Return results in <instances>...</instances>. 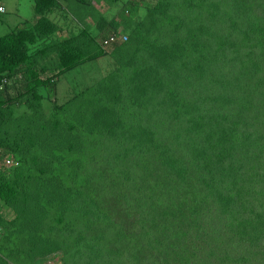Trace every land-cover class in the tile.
Segmentation results:
<instances>
[{
  "label": "trees",
  "instance_id": "trees-1",
  "mask_svg": "<svg viewBox=\"0 0 264 264\" xmlns=\"http://www.w3.org/2000/svg\"><path fill=\"white\" fill-rule=\"evenodd\" d=\"M34 1L36 24L0 37V84L23 74L24 99L32 107L15 118L0 90V134L13 133L1 142L21 164L0 169V205L15 213L9 219L0 207V264L7 258L37 262L80 246L88 264H253L264 258L258 182L264 36L248 37L258 23L245 30L247 3L264 0H141L125 28L128 41L111 51L118 67L104 89L98 83L76 91L50 110L44 92L50 85L53 97L57 85L43 81V73L107 55L98 37L120 24L92 0H68L84 28L61 38L49 16L59 0ZM123 111L137 119L127 124ZM250 111L256 114L251 121ZM86 135V150L71 171L61 168L58 177L50 170L47 177L54 155L73 153ZM106 147L115 158L109 171L88 166ZM79 220L85 229L64 238L60 230ZM76 255L65 252L67 263Z\"/></svg>",
  "mask_w": 264,
  "mask_h": 264
},
{
  "label": "clouds",
  "instance_id": "clouds-1",
  "mask_svg": "<svg viewBox=\"0 0 264 264\" xmlns=\"http://www.w3.org/2000/svg\"><path fill=\"white\" fill-rule=\"evenodd\" d=\"M7 1L8 0H0V14L7 15V17L5 18V21L14 19L17 22H21V24L23 23V25H20L19 27L11 28L8 33L12 32L13 30L23 28L25 26V24H28V23L31 25H35L37 20L40 18V16L36 13L34 0H30V10L32 12L30 11V13H28V14H26L23 11L20 0H10L12 2V5H13V7L10 9L7 6ZM75 1L83 2L84 0H75ZM231 1L232 0H229V3H231ZM157 2H158V0H156V3L150 2L149 0H145L144 3L154 5V4H157ZM139 3L141 4L142 1L141 0H119L118 2L112 3V5H110V4L105 5L104 1L98 2L97 0H92V6L93 7H96L104 16H107L108 18H113L117 23L120 24V26L117 30H112L110 27H106L98 37V43H99L100 47L105 52L108 53L107 55H103L100 58L111 57L112 60L115 62V67H118V63H117L116 59L113 56H111V51L115 47H117V46L128 41L129 35L126 33L125 28L129 22L134 21V19L136 18V14L139 13L138 10L136 9L137 4H139ZM59 4H61L60 7L56 8L55 11L49 15L51 17V19H53L54 21H57L59 24V27H60V30L58 33L59 37L66 38V37L72 35V33L80 32L84 28V25L74 17V14L72 12H70L68 10V8H67L68 0H59ZM247 4H248L247 14L251 13V17H249L246 20L245 30L247 31L253 23H258L259 28L256 30L257 32L251 33L248 36L251 40H255L259 37L264 36V5L259 4V3H252L250 1ZM134 6H135V8H134ZM116 7H121V9L123 10V13L121 14L122 20H117V17L120 16V14L116 15L115 17H110V14H111V13H109L110 10L115 9ZM231 13L233 15L232 11H231ZM190 16H191V13H189V17H187V21L190 19ZM256 17H257V19H256ZM0 22H4V21L0 19ZM88 22L90 25L91 24L94 25V23L91 21V19H89ZM110 30H112V31H110ZM8 33H6V34H8ZM39 49H42V48L39 47L37 50H39ZM100 58H98L97 60H99ZM97 60L86 61L82 64L77 65L74 69H71L69 71H66V69H64V70H62V72H57L55 74L43 73V75L41 76V79L43 81H46V83H47V81L50 79L51 81H53L54 85L55 84L57 85V89L54 92L53 97H51V94H50L51 91H49L50 85L48 87H46V91L44 92L45 96L43 98V102H44V100H46L45 98L47 95L50 96V99H48L47 102H44L45 105H46V103L52 104L53 102H57L59 104H62V103L67 102L71 97H73L75 92L72 93L71 95H69L68 97H66L65 101H63V102L58 101V99L63 96L62 93L60 92V90L58 89V83H59L60 76L63 74H67L73 70L76 71L79 67L84 66L87 63L97 62ZM118 60H119V58H118ZM226 61H230V60H226ZM229 69H231V68H229ZM112 70L113 69L108 71L106 74H101V76L98 78V80H96V82H94L90 86H94L98 83H100V85H101V82H104V80L111 73ZM23 81H24V76H23V74L19 73L16 77L4 78L0 84V90H1V93L3 96L2 98H3L4 104H5V106L7 105V106H12L15 108V112H14L15 118L20 117L24 113V111H28V113H30L32 110V107L30 108V107L26 106V100L24 99V95L26 94V90L24 89ZM100 85H99V88H100ZM90 86L87 85L85 88L78 87L77 92L82 93V92H84V90L86 88H88ZM51 98H52L53 102L51 101ZM257 98L258 97H256V99ZM245 116H247L246 113H245ZM248 118L250 121L254 119V118H250V117H248ZM11 137H13V133H2V134H0V169L2 171H8V170H11L13 168L19 167L21 165L20 161L18 159H16L14 154L12 152L6 150V148L4 147L5 145L2 144V142H1V140L3 141V139L11 138ZM85 137H88V135L84 136L80 141L75 142V150L73 151V153H69L67 156H62L61 153H56L54 155L53 163L51 165H49L48 167H46V169L48 171L47 177H50V174H51L50 170H52L58 177H62L60 175V173L58 172V170H60L61 168H63L66 172L71 171L70 165L72 163L76 162L77 158L86 150V149H83V150L81 149V146L84 144ZM113 153L114 152L111 150H108L107 147L105 149H102L97 154L95 161H92L88 166H90L91 168H93L95 166V167L100 168V169H106V172L109 171L108 168L115 164V158H114ZM84 161H85V159H83L81 161V163ZM55 163H57V166L53 167ZM45 173H46L45 171H42L40 173V179ZM260 173L262 174V176H261V178L258 179L259 189H262V191H263V189H264V164H263V168L260 170ZM0 207H1L2 215H4L5 217H8L9 219L15 218V213L11 208L7 207L4 203L1 204ZM62 216L67 217V216H69V214L66 211V213L62 214ZM56 217H58V216H55V218ZM84 229L85 228L83 227L82 223L79 220L78 222L72 224L70 227L64 226L60 231L64 232L63 237L65 238V237L69 236L70 234H77L79 231L84 230ZM3 231L4 230L2 228H0V240L2 237ZM260 237H262L260 243L262 245H264V236H260ZM244 247H243V250H244ZM65 252H75L77 254L76 255L77 260L73 264H79L80 257H83L85 260H89L86 256V253L84 252V249L80 246L78 248H73L70 251H65L63 249H59L58 251L53 252L51 255L46 256L41 261L32 262V263L28 262L27 264H68L66 261V258H65ZM0 257H2L1 253H0ZM4 260L7 262V264H16L12 259H9V258L4 259Z\"/></svg>",
  "mask_w": 264,
  "mask_h": 264
},
{
  "label": "rangeland",
  "instance_id": "rangeland-1",
  "mask_svg": "<svg viewBox=\"0 0 264 264\" xmlns=\"http://www.w3.org/2000/svg\"><path fill=\"white\" fill-rule=\"evenodd\" d=\"M20 1L23 11L26 14L30 13L31 11L30 0H20ZM149 1L156 3V0H149ZM7 6L9 7V9L13 7L12 2L10 0L7 1ZM109 13H111L110 17H115L116 15L120 14V16L117 17V20H122L121 14L123 13V10L121 9V7H116L115 9H111ZM6 17L7 15L0 14V19L4 21V22H0V37L8 33L11 28H15V27H19L20 25H23V23L21 24V22H17L14 19L5 21ZM114 68H115V62L112 60V58L104 57L97 60V62L87 63L84 66L79 67L76 71L73 70L67 74L61 75L58 83V89L60 90L63 96L59 98L58 101L59 102L65 101L66 97H68L69 95H71L72 93L78 90V87L85 88L87 85L88 86L92 85L94 82H96V80H98L101 74H106L108 71ZM107 84L108 81L103 82L100 85V90L102 91ZM47 101L48 99L44 100V102ZM51 101L53 102L52 98ZM82 102H84V98ZM255 106L257 107L256 104ZM45 108L46 110H50L51 103H46ZM122 115H126L124 119L126 120L127 124L129 123L132 124V122H134L135 119H137L136 118L137 115L131 117L128 114H125V111H123ZM246 115L250 117L256 114L250 111L249 113H246ZM255 204L260 205L258 202H255ZM244 246L246 247V244L242 243L241 252H243ZM79 264H88V263L87 260H85L83 257H80ZM253 264H264V258L260 256V259H258L257 261L255 260Z\"/></svg>",
  "mask_w": 264,
  "mask_h": 264
}]
</instances>
